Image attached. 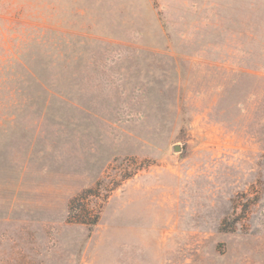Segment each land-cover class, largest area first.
<instances>
[{
  "label": "rangeland",
  "instance_id": "rangeland-1",
  "mask_svg": "<svg viewBox=\"0 0 264 264\" xmlns=\"http://www.w3.org/2000/svg\"><path fill=\"white\" fill-rule=\"evenodd\" d=\"M0 264H264V0H0Z\"/></svg>",
  "mask_w": 264,
  "mask_h": 264
},
{
  "label": "water",
  "instance_id": "water-1",
  "mask_svg": "<svg viewBox=\"0 0 264 264\" xmlns=\"http://www.w3.org/2000/svg\"><path fill=\"white\" fill-rule=\"evenodd\" d=\"M174 150H175V151H178V150H179V147H175Z\"/></svg>",
  "mask_w": 264,
  "mask_h": 264
}]
</instances>
